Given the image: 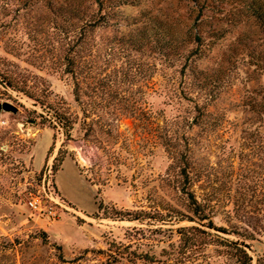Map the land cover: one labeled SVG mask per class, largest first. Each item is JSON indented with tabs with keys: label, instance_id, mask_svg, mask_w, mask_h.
<instances>
[{
	"label": "rangeland",
	"instance_id": "obj_1",
	"mask_svg": "<svg viewBox=\"0 0 264 264\" xmlns=\"http://www.w3.org/2000/svg\"><path fill=\"white\" fill-rule=\"evenodd\" d=\"M63 1L80 2L84 18L95 9L93 0H0V71L15 73L32 93L0 84V264H225L218 250L222 246L212 241L180 253L178 229L192 225L220 240H246L252 254L262 252L264 0H112L115 24L97 31L109 36L132 23L150 36L158 28L162 37L164 30L182 35L188 27L201 29L207 46L198 67L219 81L208 109L223 122V130L206 142L208 148L200 147L198 129L189 128L195 114L193 104L178 92L184 80L180 64L156 60L152 79L145 65L139 84L145 105L153 107L161 127L180 122V135L184 142L189 140V154L196 157L192 190L200 199L212 198L213 223L227 231L197 221L161 219V213L175 209L192 213L183 204L181 169H170L168 151L148 139L139 122L130 117L118 120L106 109L97 114L102 122L93 130L81 125L84 115L72 77L62 73L64 66L52 67L56 58L64 57L63 51L54 50L57 40L63 37L72 44L77 39V31L58 29L63 18L56 8ZM88 5L91 11L85 9ZM179 19L178 30L165 27L168 20ZM192 47L195 44L189 43ZM141 55V61L153 62ZM36 98L61 104L77 118L71 139L44 119L54 115ZM48 163H53L54 185L66 204L58 206L59 216L52 219L36 215L28 205L31 194L42 189ZM120 211L149 214L130 220L120 217ZM253 227L261 231L254 240L232 232ZM128 245L126 253H137L132 261L116 255ZM145 253L146 261L139 256Z\"/></svg>",
	"mask_w": 264,
	"mask_h": 264
},
{
	"label": "trees",
	"instance_id": "obj_2",
	"mask_svg": "<svg viewBox=\"0 0 264 264\" xmlns=\"http://www.w3.org/2000/svg\"><path fill=\"white\" fill-rule=\"evenodd\" d=\"M93 1L95 5L93 11L90 10L92 5L85 7L86 10L91 11L87 18L86 16L84 18L83 14V17L80 16V2L63 1L56 8L59 16L63 18L61 20L63 23L58 29L67 33L77 31V34H74L77 39L74 38L72 44L65 43L63 37L57 40L58 47H54V50L56 52L63 51L64 57L56 58V61L52 62V67L53 65V68L64 66L61 69L62 73L71 75L75 99L84 115L81 125L87 131L93 130L95 124L102 122V116L97 114L106 109H112L118 120L122 117H130L139 122L145 129L148 139L162 143L168 151L172 161L170 169H181L179 176L180 179L182 178L180 188L184 196L183 204L185 209L192 213L189 215L182 210L175 209L164 214L161 213V219L197 221L209 229L227 231L213 223L210 215L212 198L200 199L192 190V185L195 182L193 175L198 170L196 169V157L189 154L191 152L189 140L186 139L184 142V137L182 134L180 135V122L176 120L167 123L165 129L161 127L153 107L145 105L144 91L141 88L142 85L139 84V79L144 74L145 65H147V69L151 68L146 76L152 79L153 73L158 67L156 60L164 64H180L179 73L184 77V80L178 92L193 104L192 110L195 114L189 128L193 130L196 127L198 129L195 137L199 139L200 147L208 148L206 142L214 133L223 130V122L208 109L215 101L213 92L219 86V81L213 79L208 71L198 67L199 60L203 58L207 46L201 29L188 27L182 35L164 30V37H162L161 29L158 28L150 36L148 30L145 31L137 23H132L126 27L124 32L106 36L97 31L101 26L107 28L115 24L112 22V18L117 12L116 4L112 0ZM260 9L261 6L257 10ZM180 21V19L176 22L168 20L165 27L176 31L181 25ZM162 38H164V44L160 45ZM189 43L195 44V47L188 48ZM147 48L150 50L147 51ZM144 54L152 58L153 62L141 61L139 55L143 56ZM0 84L32 94L30 87L27 88L26 81L19 79L15 73L10 71H0ZM150 85L153 88L151 83ZM134 86H137V89L134 90ZM169 91L175 93L172 89ZM201 99L202 104L199 102ZM36 100L47 111L52 112L55 121L48 117H44V119L49 121L54 128L61 127L67 137L71 139L72 131L78 123L77 118L61 104H55L49 99L36 98ZM263 105L264 102L260 104L261 107H264ZM95 116L98 118L95 119ZM170 131L172 132L169 133ZM180 141L186 148H182V143H178ZM201 176H203L202 172H200ZM99 208L102 209V204L99 205ZM119 214L122 218L133 220L144 219L149 213L146 211H120ZM232 232L238 236H244V239L254 240L256 239L255 233L261 231L253 227L252 229L245 228V233ZM178 233L180 235V253L182 254L197 250L202 244L212 241L222 246V249L218 250L225 255V264H264V249L262 252L252 254L251 245L246 243V240H220L214 237L211 231L198 225L182 226L178 229ZM120 246L123 244L121 243ZM129 246H125L122 250L118 249L117 257L126 258L129 261L133 260L132 254L137 257V253L134 251L126 253L125 250H128ZM139 256L146 261L148 253L139 254Z\"/></svg>",
	"mask_w": 264,
	"mask_h": 264
},
{
	"label": "built area",
	"instance_id": "obj_3",
	"mask_svg": "<svg viewBox=\"0 0 264 264\" xmlns=\"http://www.w3.org/2000/svg\"><path fill=\"white\" fill-rule=\"evenodd\" d=\"M41 190L32 193L28 205L29 208L38 216L56 218L58 206L66 208V204L61 201L54 185L53 163H48L42 173Z\"/></svg>",
	"mask_w": 264,
	"mask_h": 264
},
{
	"label": "crops",
	"instance_id": "obj_4",
	"mask_svg": "<svg viewBox=\"0 0 264 264\" xmlns=\"http://www.w3.org/2000/svg\"><path fill=\"white\" fill-rule=\"evenodd\" d=\"M68 162V159H66L65 161H64V164H63V166L66 164ZM80 176H82V175H80ZM60 190V189H59ZM62 194V196L63 197H66L63 193H61ZM67 198V197H66ZM68 200H70L69 198H67Z\"/></svg>",
	"mask_w": 264,
	"mask_h": 264
}]
</instances>
